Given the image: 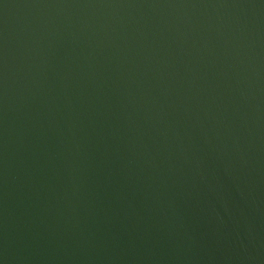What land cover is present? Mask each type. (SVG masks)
<instances>
[{
    "label": "water",
    "instance_id": "1",
    "mask_svg": "<svg viewBox=\"0 0 264 264\" xmlns=\"http://www.w3.org/2000/svg\"><path fill=\"white\" fill-rule=\"evenodd\" d=\"M0 264H264V0H0Z\"/></svg>",
    "mask_w": 264,
    "mask_h": 264
}]
</instances>
